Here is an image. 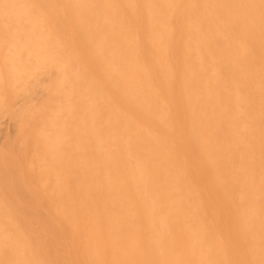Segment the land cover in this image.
I'll return each mask as SVG.
<instances>
[{
	"label": "bare ground",
	"instance_id": "obj_1",
	"mask_svg": "<svg viewBox=\"0 0 264 264\" xmlns=\"http://www.w3.org/2000/svg\"><path fill=\"white\" fill-rule=\"evenodd\" d=\"M0 264H264V0H0Z\"/></svg>",
	"mask_w": 264,
	"mask_h": 264
}]
</instances>
